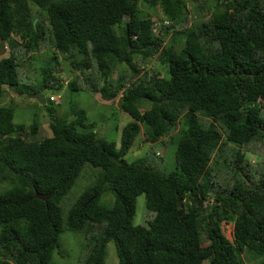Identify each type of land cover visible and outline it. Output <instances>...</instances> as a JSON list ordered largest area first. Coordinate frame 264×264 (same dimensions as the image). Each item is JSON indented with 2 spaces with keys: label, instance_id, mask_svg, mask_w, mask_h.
Returning <instances> with one entry per match:
<instances>
[{
  "label": "trees",
  "instance_id": "obj_1",
  "mask_svg": "<svg viewBox=\"0 0 264 264\" xmlns=\"http://www.w3.org/2000/svg\"><path fill=\"white\" fill-rule=\"evenodd\" d=\"M0 40V102L30 75L28 93L62 90L66 72L68 92L119 96L132 119L117 145L70 105L40 139L38 119L0 106V264H50L64 229L83 234L86 264L109 242L118 264H264V173L244 151L264 156V0H0ZM174 135L167 172L151 147ZM86 165L100 171L63 218Z\"/></svg>",
  "mask_w": 264,
  "mask_h": 264
},
{
  "label": "rangeland",
  "instance_id": "obj_2",
  "mask_svg": "<svg viewBox=\"0 0 264 264\" xmlns=\"http://www.w3.org/2000/svg\"><path fill=\"white\" fill-rule=\"evenodd\" d=\"M158 16L160 18L163 17L160 12H158ZM158 28L159 23L157 24V29ZM148 66L159 67V64L153 61L149 63ZM35 67H37L38 71H40L39 68H42L43 64L39 63L38 65H35ZM25 71L32 72L33 77H36L37 81L39 80L38 75L32 68L31 70L26 69ZM161 71H163V69H161ZM118 74V72L113 73V83L115 82ZM57 76L60 78V80H64V88L59 91H52L51 89L44 88L40 90L39 92L42 95V100L45 103L44 105L36 100L28 99L26 96L31 94L26 92L28 89H25V87H28L31 84V82H29L32 78L30 75L28 77L20 78L19 85L7 92V95L1 100L0 106L11 108L13 111V123L16 125H23L26 129L29 128L33 120L38 119V138L42 139L51 136L48 114H52L54 112L56 113V117L59 119L67 115L70 105H75L76 109H85L87 111L88 122L94 123L96 125V130H98L99 135H102V137H104L106 140L115 142L118 145L120 142L121 128L132 120L128 114L119 111V96L113 101L106 102L101 99L100 95H94L87 91L68 92L65 89L67 85L66 83L72 80L73 75L63 72L59 73ZM50 96L55 97L56 101L49 102ZM142 137L143 136H140L136 140L135 143L137 147L129 152L127 156L129 161L143 156L144 152H142V148H145V142ZM176 139L177 137L174 135L173 141L166 142L165 144L158 143L157 145H153L151 147L155 151L157 150V152L162 153L161 160L163 161V164L161 167L167 172L172 170L175 166L174 153L176 149ZM244 151H246L248 154L250 170L254 172L255 175L264 173V156L250 154L251 151L247 150V148H244ZM98 171L100 170L92 168L89 165H86L83 168L72 189L60 204L63 218H65L68 210L74 204L78 196L83 192L84 189H86V187L89 186L91 177L95 175V173H98ZM138 212H140L139 220L142 223L145 224L148 220L152 219L153 215L145 211L144 199L142 197H139L137 201L136 216L134 218V221H136L135 223L139 222L137 218ZM222 230L224 235L230 240L232 225L223 224ZM86 255L87 249L83 234L78 231L64 229L59 236L58 246L53 253L50 264H86L84 262ZM244 258L248 264H251L249 259L250 257L246 256ZM255 262L258 264L257 260ZM104 264H118L116 250L112 242L106 244Z\"/></svg>",
  "mask_w": 264,
  "mask_h": 264
},
{
  "label": "water",
  "instance_id": "obj_3",
  "mask_svg": "<svg viewBox=\"0 0 264 264\" xmlns=\"http://www.w3.org/2000/svg\"><path fill=\"white\" fill-rule=\"evenodd\" d=\"M26 96H27L28 99L36 100V101L40 102L42 105H44V101L42 100L40 92H38L36 94H28ZM51 196H52V193L51 194H47V195H42V194L36 193V195H35L36 198H38L40 200H43L45 202L48 201Z\"/></svg>",
  "mask_w": 264,
  "mask_h": 264
},
{
  "label": "crops",
  "instance_id": "obj_4",
  "mask_svg": "<svg viewBox=\"0 0 264 264\" xmlns=\"http://www.w3.org/2000/svg\"><path fill=\"white\" fill-rule=\"evenodd\" d=\"M4 44L5 43H2L1 40H0V60L6 58L10 54V51H9L10 48L5 49L4 48ZM1 46H2V49H1ZM6 91L8 92L9 89L6 90Z\"/></svg>",
  "mask_w": 264,
  "mask_h": 264
},
{
  "label": "clouds",
  "instance_id": "obj_5",
  "mask_svg": "<svg viewBox=\"0 0 264 264\" xmlns=\"http://www.w3.org/2000/svg\"><path fill=\"white\" fill-rule=\"evenodd\" d=\"M5 48V47H4ZM41 97H42V95H41ZM51 98H53V99H51ZM56 98L55 97H53V96H50L49 97V101H51V102H55L56 100H55ZM45 104V103H44Z\"/></svg>",
  "mask_w": 264,
  "mask_h": 264
},
{
  "label": "built area",
  "instance_id": "obj_6",
  "mask_svg": "<svg viewBox=\"0 0 264 264\" xmlns=\"http://www.w3.org/2000/svg\"><path fill=\"white\" fill-rule=\"evenodd\" d=\"M5 49H8V47H7V46H5ZM51 99H53V98H51Z\"/></svg>",
  "mask_w": 264,
  "mask_h": 264
}]
</instances>
